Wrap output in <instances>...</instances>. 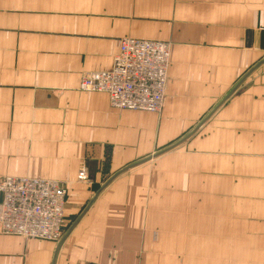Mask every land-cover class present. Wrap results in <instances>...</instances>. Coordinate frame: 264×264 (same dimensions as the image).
Here are the masks:
<instances>
[{"label":"crops","instance_id":"0c3cea01","mask_svg":"<svg viewBox=\"0 0 264 264\" xmlns=\"http://www.w3.org/2000/svg\"><path fill=\"white\" fill-rule=\"evenodd\" d=\"M123 38L172 44L162 112L80 91ZM0 177L69 194L0 264H264V0H0Z\"/></svg>","mask_w":264,"mask_h":264},{"label":"built area","instance_id":"2783aa9c","mask_svg":"<svg viewBox=\"0 0 264 264\" xmlns=\"http://www.w3.org/2000/svg\"><path fill=\"white\" fill-rule=\"evenodd\" d=\"M172 44L124 38L113 66L84 75L80 91L108 95L119 111L160 113L166 98ZM78 179L88 180L83 170ZM0 228L3 234L59 242L64 236L67 191L59 181L0 177Z\"/></svg>","mask_w":264,"mask_h":264},{"label":"rangeland","instance_id":"374dc122","mask_svg":"<svg viewBox=\"0 0 264 264\" xmlns=\"http://www.w3.org/2000/svg\"><path fill=\"white\" fill-rule=\"evenodd\" d=\"M124 39V38H123ZM142 40V39H141ZM121 42V41H120ZM161 42V41H160ZM65 189H66V191H67V195H66V202H67V199H68V196H69V194H68V188L65 186ZM65 206H66V203H65ZM64 221H65V218H64ZM63 231H65V227H63Z\"/></svg>","mask_w":264,"mask_h":264}]
</instances>
